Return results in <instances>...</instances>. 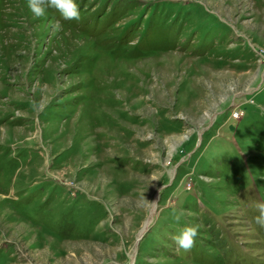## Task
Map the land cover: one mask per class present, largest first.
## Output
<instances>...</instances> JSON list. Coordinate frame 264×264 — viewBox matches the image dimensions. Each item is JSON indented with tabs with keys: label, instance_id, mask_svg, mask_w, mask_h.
Instances as JSON below:
<instances>
[{
	"label": "rangeland",
	"instance_id": "1",
	"mask_svg": "<svg viewBox=\"0 0 264 264\" xmlns=\"http://www.w3.org/2000/svg\"><path fill=\"white\" fill-rule=\"evenodd\" d=\"M77 3L0 0V264H264V0Z\"/></svg>",
	"mask_w": 264,
	"mask_h": 264
},
{
	"label": "clouds",
	"instance_id": "2",
	"mask_svg": "<svg viewBox=\"0 0 264 264\" xmlns=\"http://www.w3.org/2000/svg\"><path fill=\"white\" fill-rule=\"evenodd\" d=\"M28 8L36 17H43L47 14L49 8L56 9L65 20H79L80 11L77 0H28ZM53 31H59L61 25L57 22L52 26ZM259 215L255 217V223L264 228V202L257 205ZM180 214H174V219L179 221ZM199 225H185L172 236L174 243L178 248L185 251L190 250L196 240Z\"/></svg>",
	"mask_w": 264,
	"mask_h": 264
},
{
	"label": "bare ground",
	"instance_id": "3",
	"mask_svg": "<svg viewBox=\"0 0 264 264\" xmlns=\"http://www.w3.org/2000/svg\"><path fill=\"white\" fill-rule=\"evenodd\" d=\"M144 230V229H143Z\"/></svg>",
	"mask_w": 264,
	"mask_h": 264
}]
</instances>
